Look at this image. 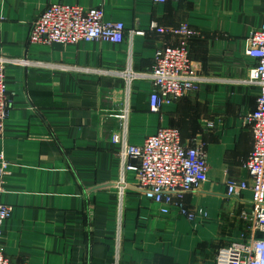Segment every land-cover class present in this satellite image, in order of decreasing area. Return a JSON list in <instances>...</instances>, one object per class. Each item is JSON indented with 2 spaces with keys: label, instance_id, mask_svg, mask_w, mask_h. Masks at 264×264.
<instances>
[{
  "label": "crops",
  "instance_id": "1",
  "mask_svg": "<svg viewBox=\"0 0 264 264\" xmlns=\"http://www.w3.org/2000/svg\"><path fill=\"white\" fill-rule=\"evenodd\" d=\"M57 3L101 8L105 22L123 23L122 42L29 43L33 22ZM182 22L198 33L189 59L204 81L151 112L150 80L135 77L127 94V81L114 73H149L155 51L177 44L151 25ZM263 23L264 0H0V56L31 62L4 69L0 203L10 216L1 243L10 263L111 264L117 227L119 264H214L219 248L248 239L241 214L250 210V192L227 196L226 183L248 179L243 165L253 141L244 117L258 89L242 82L254 65L245 48ZM125 107L130 145L169 127L203 150L207 181L184 200L205 217L163 216L133 188V171L121 176L112 137Z\"/></svg>",
  "mask_w": 264,
  "mask_h": 264
},
{
  "label": "built area",
  "instance_id": "2",
  "mask_svg": "<svg viewBox=\"0 0 264 264\" xmlns=\"http://www.w3.org/2000/svg\"><path fill=\"white\" fill-rule=\"evenodd\" d=\"M163 3L166 0H150ZM101 8H85L80 5L51 4L47 6L33 22L28 41L31 44L75 45L79 42H122L124 25L121 22H105ZM159 34H169L177 38V44L165 45L154 53L152 70L147 74L129 72L114 73L129 83L135 77H145L151 82L149 108L158 112L164 104H171L188 93L196 92L204 81L189 59V41L198 36L197 31L182 22L176 27L159 28L151 25ZM142 35V32H135ZM245 55L253 59L243 83L258 89L254 111L244 117L250 126L252 150L244 169L248 179L240 182L232 180L226 183V195L242 198L245 191L250 192L249 211H243L242 220L247 223L248 239L230 242L215 254L214 264H264V23L250 32L246 39ZM7 64L30 66L26 59H7L0 56V131L8 109V99L4 81V69ZM129 109L125 107L117 117L121 121V133L112 137L117 146L116 156L121 167V176L126 171L135 173L133 188L148 201L157 206L163 216L183 217L194 222L205 217V209L197 212L185 204V196L195 191L207 181L208 166L205 154L199 146H189L181 142L177 128L162 127L147 136L142 145H130L126 139V121ZM211 128L210 123H206ZM134 159L137 164L128 165ZM6 163L0 156V183L5 174ZM0 184V193H1ZM243 201V200H241ZM10 216L8 206L0 203V264H12L3 254L2 226ZM121 232L117 227L111 264H119Z\"/></svg>",
  "mask_w": 264,
  "mask_h": 264
}]
</instances>
